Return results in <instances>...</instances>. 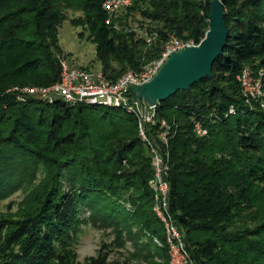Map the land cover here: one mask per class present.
<instances>
[{
  "label": "trees",
  "instance_id": "trees-1",
  "mask_svg": "<svg viewBox=\"0 0 264 264\" xmlns=\"http://www.w3.org/2000/svg\"><path fill=\"white\" fill-rule=\"evenodd\" d=\"M209 1L135 0L106 23L102 0H0V200L33 177L39 164H50L14 213L18 220L0 214V264H74L85 206L93 219L100 212L137 218L163 239L148 187L149 148L134 115L35 97L21 103L2 92L11 77L37 75L12 83L37 85L59 78L56 29L63 18L55 16L57 2L82 12L71 22L89 30L100 69L114 80L157 59L170 36L199 42L208 29ZM222 1L228 37L212 76L156 105L158 116L176 125L168 147L169 204L197 264H264V208H251L257 198L264 206L256 190L264 183V111L244 110L235 79L245 63L264 66V0ZM133 19L137 29L129 25ZM144 33L155 35L150 43ZM230 105L238 111L225 116ZM195 118L207 126L206 136L194 135ZM73 122L75 131L65 129ZM107 247L92 264H104ZM154 255L164 261L149 264L168 263L165 246H155Z\"/></svg>",
  "mask_w": 264,
  "mask_h": 264
},
{
  "label": "built area",
  "instance_id": "built-area-1",
  "mask_svg": "<svg viewBox=\"0 0 264 264\" xmlns=\"http://www.w3.org/2000/svg\"><path fill=\"white\" fill-rule=\"evenodd\" d=\"M135 0H102L101 7L106 14V23L120 10L131 6ZM145 41L150 43L154 34H145ZM198 43V42H197ZM192 40L182 41L175 36L165 42L163 50L157 59L141 66L138 71H126L112 80L105 76L103 71L87 67L74 66L64 58L59 59V78L47 85H32L22 88L17 98L21 101L35 97L42 101L53 103L62 101L68 105L98 104L109 107H119L125 112L134 115L139 137L149 148L152 175L148 180V187L152 192V210L162 225L163 239L151 234L156 247H166L167 264H197L191 257L185 242L184 231L178 225L170 209L169 195V141L176 134V125L159 117L156 106H148L135 99L131 88L149 81L167 59L170 52L187 45L197 44ZM240 83V92L245 102L257 99L262 95L264 77L259 71L254 74L248 66H243L236 74ZM235 113L230 105L225 116ZM192 131L196 137L208 134L204 122L195 118L192 122ZM127 209L130 205L127 204Z\"/></svg>",
  "mask_w": 264,
  "mask_h": 264
},
{
  "label": "rangeland",
  "instance_id": "rangeland-1",
  "mask_svg": "<svg viewBox=\"0 0 264 264\" xmlns=\"http://www.w3.org/2000/svg\"><path fill=\"white\" fill-rule=\"evenodd\" d=\"M57 4L58 5L56 6V10L54 12L55 16L57 18H63V20L56 29L57 44L59 48H61L60 52L57 51L55 53L56 60L59 63V59L64 58L69 64L74 66L99 69L101 65L96 57L95 45L89 37V30L84 28V26L81 24L71 22L72 20L79 18L82 15V12L76 10L75 6H68L63 2H57ZM143 22L146 23L147 21L144 20ZM5 25L6 24H4L3 27ZM129 25L136 29L138 28L136 27L134 19L129 21ZM252 62L253 65L245 63L240 67V69L243 66H248L250 70L254 72V74L261 71L262 77H264V66L254 65L256 63L255 60ZM30 77L33 78L27 79L24 76L19 80H15L11 77L6 81H10L12 84L15 81L29 82L31 80V82H33L34 79L39 78L37 75H31ZM11 84L2 90V92L4 91L3 93H11L15 97V100L21 103L25 102L26 100H19L17 98L18 92L24 87L37 85ZM236 84L239 96L242 99V105L245 107L244 110L247 112L258 110L264 111V81L262 85V95L257 99H249L248 102H245L242 98L240 92V83L237 81V79ZM205 86H207V84ZM235 110H237V108H235ZM244 110H241V112H244ZM67 128H71L73 131H75V122L66 125L65 129ZM49 165L50 164H39L33 177L25 181L13 193L1 199L0 214L4 215L7 219H12L11 221L18 220V216H15L16 214L14 213L19 211V208L22 205L27 193L35 189V187L40 185V183L43 181L46 174L48 173ZM121 165L122 168L127 167L125 159H122ZM120 171L121 169L118 172ZM63 185L66 186L65 183ZM263 186L264 183L261 182V184L257 185L256 190L258 193L264 195V191L261 190ZM128 204L130 203L128 202ZM98 205L99 207L103 206L102 204ZM252 207L257 208L258 211H261L264 208L262 205V200L257 198V202L253 204L251 208ZM131 208L132 206L130 209ZM246 211L248 210H244L243 213ZM91 215L90 209L87 206H85L80 212L81 218H86L87 220L82 223L81 231L79 232L77 238V243L74 245V252H76V256L74 254V264H90L93 259H98V257L101 255V247L104 245L108 246L107 248L103 249L104 264H113L116 262L124 263V261H127L129 264H149L150 262L162 263L164 261L163 258L154 255L155 245L150 236L152 232L144 228L139 219H132L130 217L124 218L123 216L122 218L116 213H114V215L109 218L104 217L102 212H100L95 219L91 218ZM116 220L120 222L118 226L120 229H122V242L120 244L116 243L115 241V239L118 238L114 227ZM68 259L69 258L63 257L62 261H68Z\"/></svg>",
  "mask_w": 264,
  "mask_h": 264
},
{
  "label": "water",
  "instance_id": "water-1",
  "mask_svg": "<svg viewBox=\"0 0 264 264\" xmlns=\"http://www.w3.org/2000/svg\"><path fill=\"white\" fill-rule=\"evenodd\" d=\"M208 29L197 44L170 52L157 73L131 88L135 99L156 106L178 90H187L203 77H211L212 64L222 53L228 37L222 0L209 1Z\"/></svg>",
  "mask_w": 264,
  "mask_h": 264
}]
</instances>
